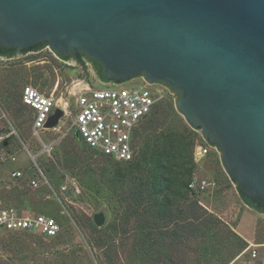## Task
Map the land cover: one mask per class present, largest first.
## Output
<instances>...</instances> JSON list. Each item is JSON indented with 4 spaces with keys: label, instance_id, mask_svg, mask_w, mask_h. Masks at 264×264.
<instances>
[{
    "label": "water",
    "instance_id": "water-1",
    "mask_svg": "<svg viewBox=\"0 0 264 264\" xmlns=\"http://www.w3.org/2000/svg\"><path fill=\"white\" fill-rule=\"evenodd\" d=\"M37 44L95 60L104 82L165 87L241 198L264 206V0H0V47Z\"/></svg>",
    "mask_w": 264,
    "mask_h": 264
},
{
    "label": "rangeland",
    "instance_id": "rangeland-1",
    "mask_svg": "<svg viewBox=\"0 0 264 264\" xmlns=\"http://www.w3.org/2000/svg\"><path fill=\"white\" fill-rule=\"evenodd\" d=\"M26 85L51 96L57 106L67 103L58 125L39 134L44 144L52 142L50 155L38 154L39 140L29 128L30 112L20 104V92ZM142 85L141 78L121 84L126 88ZM86 87L111 86L98 82L89 67L84 69L58 59L48 47L21 57L0 59V126H11L18 135L7 142L17 153L16 163L0 167L1 205L12 207L21 215L52 216L60 226L56 238L0 231V264H107L109 260L114 264H264V219L241 201L223 171L218 152L195 163L192 175L206 180L209 187L193 197L206 224L197 227L188 250H177L171 245L163 248L162 258L157 261L155 255L138 251L141 237L121 235L116 226L122 217L121 182L116 173L118 168L125 167H116L114 160L91 151L74 138L73 94ZM165 91L152 115L140 124L136 148L144 137L165 126L185 127L194 132L195 140L205 143L201 134L191 129L176 111L172 94ZM23 145L36 156V164L47 179V184L37 189L27 185L34 166ZM19 167L24 168L23 178L11 179L10 171ZM62 186L66 191L61 190ZM98 214L103 216L100 226L93 220ZM139 224L146 226V221L132 218L127 228ZM168 226L173 229L172 224ZM163 239L170 237L161 234L159 240ZM96 241L104 245H94L92 249L90 245ZM106 247L108 259L101 255ZM253 250L255 257L251 256ZM164 255L171 256L172 263L164 261Z\"/></svg>",
    "mask_w": 264,
    "mask_h": 264
},
{
    "label": "built area",
    "instance_id": "built-area-1",
    "mask_svg": "<svg viewBox=\"0 0 264 264\" xmlns=\"http://www.w3.org/2000/svg\"><path fill=\"white\" fill-rule=\"evenodd\" d=\"M122 83L107 84L111 87L103 89L86 87L73 94L72 128L89 149L116 162H129L136 153L135 133L137 129L154 111L159 100L166 93L164 92L166 89L159 84H147L143 80V85L140 87L126 88L121 86ZM19 99L30 112L29 128L32 135L39 140L38 154L50 155L53 150L52 142L44 144L39 134L49 131L45 128L48 118L56 108L61 109L64 114L67 103L57 106L51 96H46L29 85L21 89ZM11 136L18 137L14 128L0 126V167L16 163L17 153L11 150L7 143ZM23 148L28 160L34 166V174L28 179L27 185L32 189H37L47 184V179L36 164V156L30 152L28 146L23 145ZM211 152L216 153L217 151L206 142H197L193 150L194 162H199ZM23 175L24 168L20 167L9 173L10 178L14 180L22 179ZM207 187L209 183L206 180L196 175L191 176L188 190L193 196L204 193ZM61 190L66 191V187L62 186ZM0 231H24L36 233L45 238H54L59 234L60 226L52 216L21 215L16 209L2 206L0 202ZM255 255L253 250L251 256L255 257Z\"/></svg>",
    "mask_w": 264,
    "mask_h": 264
},
{
    "label": "trees",
    "instance_id": "trees-1",
    "mask_svg": "<svg viewBox=\"0 0 264 264\" xmlns=\"http://www.w3.org/2000/svg\"><path fill=\"white\" fill-rule=\"evenodd\" d=\"M27 51L36 50H23L21 54ZM1 53H4L7 58L14 57V50L11 49L5 50L0 47ZM56 55L64 61L67 58V56H60L57 53ZM75 61L85 69V61L80 57H76ZM86 61L97 72L99 79L104 81L98 62L89 58ZM137 132L138 129L135 133V148ZM74 138L82 142L76 132ZM197 142L198 140H195V134L191 130L185 127L173 129L165 126L161 131L152 132L147 138L142 139L141 145L138 149L136 148L135 156L131 161H114L116 167H120V165L125 167L118 168L116 173L118 182H121L119 194L120 206H122L120 213L122 217L120 223L116 225L117 229L119 228L121 235L126 237H141L138 251L155 255L157 261L162 258L160 252L163 248H168L171 245H175L177 250H188L187 247L194 239L197 227L206 224L205 220H201L198 204L188 190V183L195 169L193 150ZM105 158L110 159L109 157ZM235 188L240 199L248 208L264 213V206L253 200L241 198L240 191L237 187ZM132 218L137 222L146 221V226L139 224L134 228H127ZM171 224L172 230L168 228V225ZM161 234L170 237V239L159 240ZM94 245L101 247L104 244L96 241L91 243L90 247L94 249ZM107 251L108 247L101 255H107L108 259L110 256ZM180 255L184 256V254ZM163 258L164 261L172 263L171 256L164 255ZM107 264H114V262L109 260Z\"/></svg>",
    "mask_w": 264,
    "mask_h": 264
},
{
    "label": "flooded vegetation",
    "instance_id": "flooded-vegetation-1",
    "mask_svg": "<svg viewBox=\"0 0 264 264\" xmlns=\"http://www.w3.org/2000/svg\"><path fill=\"white\" fill-rule=\"evenodd\" d=\"M42 46V47H41ZM44 47H46L45 46V44H37V45H35V46H33V47H30L29 49H26V50H41L42 48H44ZM32 48H34V49H32ZM3 49H5V48H3ZM5 50H9V49H5ZM11 50H14V49H11ZM21 52L22 51H17V50H14V56H16V55H19V54H21ZM29 52H33V51H27L26 53H29ZM25 54V53H24ZM6 55L3 53H1L0 54V58L1 59H4V58H7V57H5ZM67 56V58L65 59V61H68V60H71V61H73V62H75L77 65H78V63L75 61V59H76V57H80L83 61H85V66L86 67H89L90 68V70L93 72V74H94V76H95V78H96V80L98 81V82H100V83H102V84H112V83H114V82H112V81H109V82H104V81H101V79H99V76H98V74H97V72L95 71V70H93V68L91 67V64L90 63H88L87 61H86V59H87V57H85L82 53H79V54H74V53H72V54H69V55H66ZM80 66V65H79ZM81 67V66H80ZM255 214H257V215H261V216H263L264 217V213H260V212H258V211H256V210H254V209H251Z\"/></svg>",
    "mask_w": 264,
    "mask_h": 264
},
{
    "label": "bare ground",
    "instance_id": "bare-ground-1",
    "mask_svg": "<svg viewBox=\"0 0 264 264\" xmlns=\"http://www.w3.org/2000/svg\"><path fill=\"white\" fill-rule=\"evenodd\" d=\"M62 106H63V103H62Z\"/></svg>",
    "mask_w": 264,
    "mask_h": 264
}]
</instances>
